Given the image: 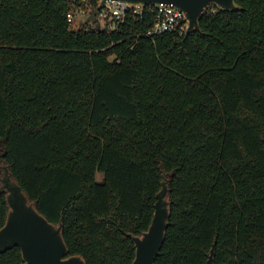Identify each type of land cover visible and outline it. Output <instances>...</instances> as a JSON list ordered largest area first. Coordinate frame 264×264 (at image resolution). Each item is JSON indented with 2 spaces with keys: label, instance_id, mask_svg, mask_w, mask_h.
<instances>
[{
  "label": "trees",
  "instance_id": "16d2710c",
  "mask_svg": "<svg viewBox=\"0 0 264 264\" xmlns=\"http://www.w3.org/2000/svg\"><path fill=\"white\" fill-rule=\"evenodd\" d=\"M236 2L150 38L71 28L76 0H0V163L70 255L133 264L166 177L154 264H207L215 242L214 264H264V0ZM8 211L0 190V228Z\"/></svg>",
  "mask_w": 264,
  "mask_h": 264
},
{
  "label": "water",
  "instance_id": "95a60500",
  "mask_svg": "<svg viewBox=\"0 0 264 264\" xmlns=\"http://www.w3.org/2000/svg\"><path fill=\"white\" fill-rule=\"evenodd\" d=\"M108 0H99L102 7ZM133 7L148 4H172L185 13L188 22L186 34L201 31L200 20L206 8L215 5L221 10L241 9L236 0H123ZM96 9L90 19L94 20ZM0 190L6 193L9 206L5 224L0 228V253L14 247L21 250L26 264H86L81 255H70L63 236V223L50 222L31 201L15 179L8 164L0 163ZM168 179L162 181L157 193L155 211L149 228L141 235L132 237L136 255L133 264H154L165 240L170 219ZM213 244L207 264H214Z\"/></svg>",
  "mask_w": 264,
  "mask_h": 264
},
{
  "label": "built area",
  "instance_id": "2783aa9c",
  "mask_svg": "<svg viewBox=\"0 0 264 264\" xmlns=\"http://www.w3.org/2000/svg\"><path fill=\"white\" fill-rule=\"evenodd\" d=\"M76 2L78 5H75L67 14L70 27L75 29L84 27L86 30L96 29L111 34L121 32L126 25L135 27L141 23L143 29H130V34L154 38L165 33L183 35L188 25L185 13L172 4L133 7L123 0H108L105 5L97 8L99 0H76ZM94 9L97 11L92 20L90 16ZM218 9L215 5H210L205 13H216ZM149 16L152 17V23L144 28L145 19Z\"/></svg>",
  "mask_w": 264,
  "mask_h": 264
},
{
  "label": "rangeland",
  "instance_id": "374dc122",
  "mask_svg": "<svg viewBox=\"0 0 264 264\" xmlns=\"http://www.w3.org/2000/svg\"><path fill=\"white\" fill-rule=\"evenodd\" d=\"M97 178H98V180H102V178H103V174H102V173H98V174H97Z\"/></svg>",
  "mask_w": 264,
  "mask_h": 264
}]
</instances>
